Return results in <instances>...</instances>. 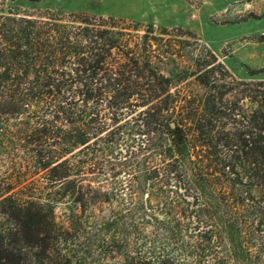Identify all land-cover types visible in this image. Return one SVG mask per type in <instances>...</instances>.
<instances>
[{"label":"trees","instance_id":"16d2710c","mask_svg":"<svg viewBox=\"0 0 264 264\" xmlns=\"http://www.w3.org/2000/svg\"><path fill=\"white\" fill-rule=\"evenodd\" d=\"M37 2L0 0V264H264V82Z\"/></svg>","mask_w":264,"mask_h":264},{"label":"rangeland","instance_id":"374dc122","mask_svg":"<svg viewBox=\"0 0 264 264\" xmlns=\"http://www.w3.org/2000/svg\"><path fill=\"white\" fill-rule=\"evenodd\" d=\"M37 3L28 10L31 15L51 10L64 16L111 20L122 27L138 25L139 33L126 32L129 40L144 35L147 26L152 25L154 34L149 37H154L157 45V70L172 77L178 90H194L193 78L179 84L178 71L193 72L195 67L213 62L208 55L228 72L226 82H264V73L249 75L264 68V0H39ZM162 29L167 31L166 35L161 34ZM68 203L66 200L56 208L59 222L65 220Z\"/></svg>","mask_w":264,"mask_h":264},{"label":"water","instance_id":"95a60500","mask_svg":"<svg viewBox=\"0 0 264 264\" xmlns=\"http://www.w3.org/2000/svg\"><path fill=\"white\" fill-rule=\"evenodd\" d=\"M171 127L173 128L174 127V124H171Z\"/></svg>","mask_w":264,"mask_h":264}]
</instances>
